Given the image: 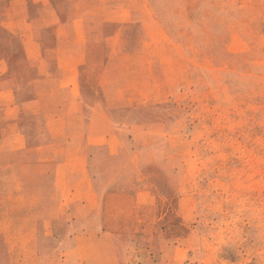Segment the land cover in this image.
<instances>
[{
    "label": "rangeland",
    "instance_id": "1",
    "mask_svg": "<svg viewBox=\"0 0 264 264\" xmlns=\"http://www.w3.org/2000/svg\"><path fill=\"white\" fill-rule=\"evenodd\" d=\"M0 230V264H264V0H0Z\"/></svg>",
    "mask_w": 264,
    "mask_h": 264
},
{
    "label": "crops",
    "instance_id": "2",
    "mask_svg": "<svg viewBox=\"0 0 264 264\" xmlns=\"http://www.w3.org/2000/svg\"><path fill=\"white\" fill-rule=\"evenodd\" d=\"M24 235H26V232H24ZM40 234H37L35 233L34 234V237H37L39 236ZM10 236H12L13 238V235L10 231L8 230H0V238L4 241V246H7L10 245L7 241L10 239ZM11 238V239H12ZM6 244V245H5ZM10 250V248H8V251Z\"/></svg>",
    "mask_w": 264,
    "mask_h": 264
}]
</instances>
